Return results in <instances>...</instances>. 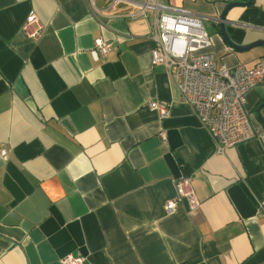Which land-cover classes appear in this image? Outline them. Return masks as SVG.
<instances>
[{
    "label": "crops",
    "instance_id": "1",
    "mask_svg": "<svg viewBox=\"0 0 264 264\" xmlns=\"http://www.w3.org/2000/svg\"><path fill=\"white\" fill-rule=\"evenodd\" d=\"M145 0H0V264H264V143L220 153L168 69L154 65ZM212 23L217 66L252 68L264 47L231 48L215 21L231 2L162 0ZM30 14L43 27L22 31ZM240 46L264 41V0L227 15ZM103 40L115 49L93 53ZM166 102L167 119L150 110ZM264 86L247 95L260 136ZM264 118V108L261 111ZM167 134V140L161 134ZM192 178L199 201L165 203Z\"/></svg>",
    "mask_w": 264,
    "mask_h": 264
},
{
    "label": "built area",
    "instance_id": "2",
    "mask_svg": "<svg viewBox=\"0 0 264 264\" xmlns=\"http://www.w3.org/2000/svg\"><path fill=\"white\" fill-rule=\"evenodd\" d=\"M125 0H115V3ZM137 16L154 13L150 37L155 43L151 52L154 65L165 66L175 87L185 103L191 108L200 123L208 131L220 153L235 148L264 135L257 134L247 109V95L264 86V61L252 68L239 65L235 68L217 66L212 54L204 52L211 46L201 17L180 8L167 6L162 0H145L137 3ZM23 33L30 39L41 37L43 27L35 14H30L23 26ZM115 47L111 43L97 40L93 49L98 58H106ZM147 107L167 119L171 108L166 102H150ZM161 138L166 141L167 134ZM8 160L9 151L0 152ZM186 201L190 209L199 205L192 178L180 177L176 182V195L164 205L166 215H173ZM264 213V194L259 205ZM80 256H68L62 264H84Z\"/></svg>",
    "mask_w": 264,
    "mask_h": 264
},
{
    "label": "water",
    "instance_id": "3",
    "mask_svg": "<svg viewBox=\"0 0 264 264\" xmlns=\"http://www.w3.org/2000/svg\"><path fill=\"white\" fill-rule=\"evenodd\" d=\"M253 4V0H247L245 2H231L228 5H226V7L224 8L223 12L220 14V16L215 19V21L219 24L220 26V33L223 36V38L225 39L226 43L233 49L239 51V52H248L253 48L256 47H264V41H258V42H254L252 44L249 45H244V46H240V45H236L234 44L231 39L229 38L227 32H226V24L228 23L227 21V15L228 13L234 9V8H245V7H249ZM264 108V104L260 105V107L258 108V117L261 119L262 123L264 124V118L261 114V111Z\"/></svg>",
    "mask_w": 264,
    "mask_h": 264
},
{
    "label": "rangeland",
    "instance_id": "4",
    "mask_svg": "<svg viewBox=\"0 0 264 264\" xmlns=\"http://www.w3.org/2000/svg\"><path fill=\"white\" fill-rule=\"evenodd\" d=\"M203 24H204V27L207 31V33L210 35V27L212 26V23H210L209 21H206V20H203Z\"/></svg>",
    "mask_w": 264,
    "mask_h": 264
}]
</instances>
